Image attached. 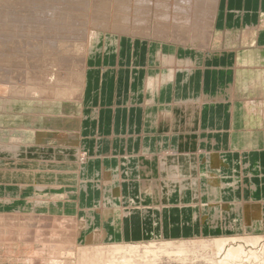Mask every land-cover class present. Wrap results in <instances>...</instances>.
Masks as SVG:
<instances>
[{"label":"crops","instance_id":"0c3cea01","mask_svg":"<svg viewBox=\"0 0 264 264\" xmlns=\"http://www.w3.org/2000/svg\"><path fill=\"white\" fill-rule=\"evenodd\" d=\"M216 8L214 31L227 47L218 45L220 53L128 37L107 46L102 39L88 58L72 118L76 149H86L89 158L81 165L66 163V153L57 150L69 147L65 142L53 146L60 158L29 156L17 168L0 169V185L12 184L15 193L8 201L0 198V205L62 214L75 195L72 214L121 241L264 232L252 228L264 224V0H218ZM228 37L235 44L225 46ZM160 54L193 62L189 71L175 65L171 79L152 92L144 86L146 78L167 71ZM97 80L114 96L89 111L85 102ZM40 112L9 128L41 131L43 136L27 138L46 150L56 130L51 110ZM121 112L125 118L118 119ZM172 176L187 181L169 183ZM252 209L262 215L252 216Z\"/></svg>","mask_w":264,"mask_h":264},{"label":"bare ground","instance_id":"6f19581e","mask_svg":"<svg viewBox=\"0 0 264 264\" xmlns=\"http://www.w3.org/2000/svg\"><path fill=\"white\" fill-rule=\"evenodd\" d=\"M2 1L8 3L4 12L0 9V23L3 19L0 24V100L3 105L11 104L15 99L79 100L86 84L88 58L98 51L101 38L104 45L128 37L170 43L209 54L221 52L218 51L221 48L218 49L219 38L212 41L218 0H0V3ZM5 11L7 15L3 16ZM235 42L228 37L224 43L232 46ZM77 43L81 53L77 51ZM9 47L13 48L10 52ZM71 56H75L73 61L77 62L75 73L41 66L43 63L58 68L66 65L67 70L68 65H73L69 64L73 62ZM174 57L159 55L169 72L160 77H147L145 88L153 92L161 83L169 81L176 71L175 65L178 71L191 69L193 61ZM72 78L76 81L70 89ZM4 113L2 106L0 115ZM41 133L25 125L0 127V150L40 148L42 146L35 145V140L27 137L43 136ZM147 186L150 187V183ZM151 188L148 189L153 192ZM26 211H0V241L9 242L13 240L12 235L20 240L22 229H26L25 237L21 239L30 247L36 244L26 258L28 264H264V232L175 238L165 234L166 237L130 242L111 239L104 228L89 229L87 220L71 212L55 215L47 211ZM103 211L106 217L109 212ZM121 212L127 215V211ZM37 226L43 230L39 234L35 232L38 229L32 230Z\"/></svg>","mask_w":264,"mask_h":264},{"label":"rangeland","instance_id":"374dc122","mask_svg":"<svg viewBox=\"0 0 264 264\" xmlns=\"http://www.w3.org/2000/svg\"><path fill=\"white\" fill-rule=\"evenodd\" d=\"M3 4H5L4 7H3ZM7 4H8L7 2L3 3V1L0 3V7H2L0 9L1 10L3 9V12H4V9H6L5 7ZM21 8H24V7H21ZM0 14L2 16V12H0ZM5 14H6V11L3 14V16ZM2 20H1V23H3ZM220 37H221V35L220 34L218 35V33L216 35V32L214 31L212 41H216L217 38H219V40H220ZM101 39H103V38H101ZM149 41L152 42L153 40H149ZM156 42H159V41H156ZM101 43H102V41H101ZM78 44L79 43H77V45ZM107 45L111 46L112 43L109 42ZM76 48L78 49L77 51H79L78 53H81V51H82L81 47L78 45ZM12 49H13L12 47H9L8 52H10ZM74 57L71 56L70 59L71 58H73V59H71L70 61H73V60L75 61L76 59H74ZM73 62H71L69 64H73L74 66L68 65L70 68L67 66V70L65 69L66 65H60L58 68L57 65H56L57 66L56 67L55 65L53 66L51 64L43 63V64H41V66L57 68L60 71L63 68L65 71L62 70V72L67 71L69 73H71V72L75 73V70H77L75 68V66H76L75 64H77V62L76 63L75 62L73 63ZM104 62H106V60H104ZM72 67H74L73 68L74 71L72 70ZM68 70H70V71H68ZM168 72H169V68H167L166 73H168ZM98 75H101V74H98ZM94 79H95V76H94ZM74 81H76V80L72 78V81L70 80L71 83L68 82V83H70L71 87L68 86V83H67V86L70 87V89L72 87H74V85H75ZM104 84H106V82H101L99 80L96 81V85H95V86H97L96 90H94V92L92 90V92L89 95L88 103L85 102V105H87L89 107V111L92 109H96L97 107H99L101 105H104L106 102H110L111 97L114 96L108 92V88L107 89H106V87H104V89L102 88L101 85H104ZM100 88L103 89L101 93H99V90H98ZM114 94H115V92H114ZM65 99L66 98L55 99V100L51 99L52 101H46V102H41V100L15 99L12 101L11 104H8V105H3V101L0 100V108H2V106H4V108H5V113L0 115V124H2L3 127H14V125L16 126V125L20 124L21 122L24 124H27L28 122H30V121H28L29 120L28 115L30 113H41L40 112L41 110L49 109V110H51V113L53 115L51 118V124H52V127L55 128L54 130H56L55 131L56 133L50 134L52 137H51L50 141L49 140L48 141L51 143V147H49V145H47L48 148L46 150H42V149H45L44 146H42L40 148H36V149H34V148L27 149V150L22 149L19 151L0 150V169L8 171L11 168H17L20 166L18 162L19 161H26L29 156H31L32 158H33V156L40 158L42 156L45 157L47 155L48 156L51 155V158H55V159L60 158L59 156H56V154L53 153L56 149L54 147L55 146L61 147L62 144H65V142L68 143L67 146H69V147H64L63 150H58V151L66 153V155H63L64 157L67 158L66 163L72 164V163L78 162V164H79L80 162L84 163L85 161H87V159L89 158L90 155L88 154V151L86 149H82V147H79V149L78 148L76 149V147H77L76 146L77 135H76V133H74L75 130L72 129V127L76 124L75 120H73L72 118H74V116L76 115V112L78 110L76 107L77 100H75V99H72V100L66 99L65 100ZM114 100H115V98H114ZM7 113L9 115L6 116L5 114H7ZM88 114H90V113H88ZM124 115H125V113L121 112V113H118L116 117L118 119L119 118H125ZM101 120H105V118L102 117ZM96 121H97V118L94 120V124ZM98 124H100V123H98ZM52 150H53V152H52ZM36 151H38V154H36V155L31 154V155L27 156V153H33ZM12 156H17V157L20 156V157L16 158V160H17L16 161L15 159H12L13 158ZM82 159H84V160H82ZM23 164H26V163L23 162ZM24 166H26V165H24ZM24 168H26V167H24ZM171 178H175V177H173V176L170 177L169 181L167 180L169 183L178 182L179 184H184V182L187 181V179L180 178V177H179V179L177 178L174 180ZM3 188H5V189H3ZM12 193L15 194L12 184H10V183H7L6 185L4 184V187H3V185H0V198L8 201L9 199H12V195H13ZM25 196H23V197L25 198ZM23 197H21L22 200H23ZM69 201L70 202L67 203L68 205H67L66 210L72 213L75 211V206H76L75 195L72 196ZM13 207L14 206H12V205L9 206V204H4L0 207V211L14 210ZM16 210H20V209H16ZM26 212L29 213L30 211H26ZM38 212H42V211H38ZM251 213L253 216L257 215V217H260V215H262V212L259 211V209H258V211L256 209H252ZM51 214L59 215L58 213H52V212H51ZM108 215H106V217H109ZM114 222H115V219H114ZM87 223H88V228H89L90 223L88 222V220H87ZM261 225L260 226H258V225L252 226L251 225V226L253 229H254V227L257 229L258 228L264 229V224H263V227ZM247 226H250V224L248 222L246 224V227ZM93 228H95V227H93ZM35 229L36 230L38 229V231H35V232H37V234H39L43 231L42 228H38V226L32 228V230H35ZM25 231H26V229H22V232H21L22 236L20 235L21 236L20 240L17 239L16 235H12L13 240H11L9 242L0 241V255H3V254L6 255L7 254V256H5L3 258L0 257V264H28L26 258L34 250L33 245L35 246L36 244H33L32 245L33 248H32V247H30V245H28L26 243L25 240H23L25 237V235H24ZM106 232H107V230H106ZM21 238H23V239H21ZM110 238L114 239V238H112L111 235H110ZM83 239H84V236L82 235L81 240H83ZM140 241H144V240H140ZM130 242H132V241H130ZM133 242H137V240L133 241Z\"/></svg>","mask_w":264,"mask_h":264}]
</instances>
